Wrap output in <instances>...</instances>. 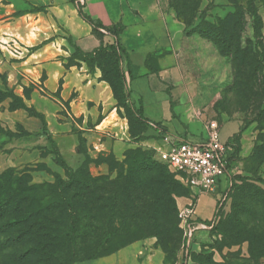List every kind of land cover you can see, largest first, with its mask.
I'll use <instances>...</instances> for the list:
<instances>
[{"label": "rangeland", "instance_id": "rangeland-1", "mask_svg": "<svg viewBox=\"0 0 264 264\" xmlns=\"http://www.w3.org/2000/svg\"><path fill=\"white\" fill-rule=\"evenodd\" d=\"M241 1L246 7L253 2L262 17L264 46L263 1ZM83 5L84 0H0V177L13 170L30 185L44 186L54 183L57 175L66 178L62 159L77 169L87 152L92 159L89 171L97 177L89 197L93 212L100 218L103 200L110 198L112 186L108 181L115 180L121 171L128 172L127 155L135 150H147L155 161L161 164L162 161L156 149V138L147 133V125L137 116L138 110L129 102L128 93L120 94L117 80L121 72L125 78V71L117 55L106 49L96 57L92 68L72 56L69 40L77 43L75 32L85 34L90 25L96 38L108 33L115 36L95 21L97 28H94L84 17L87 14ZM233 8L230 0H201L199 11L191 20L195 24L190 29L201 22L203 13L207 20L216 22ZM117 25L121 24L111 26L117 29ZM249 26L246 32L251 34ZM191 36L202 48L211 47L203 37ZM113 43L121 59L123 47L118 46L116 40L102 43L91 51ZM223 60L215 73L221 83L218 78L211 79L220 94L214 109L219 116L238 119L244 134L249 136V155L234 160L231 170V179L234 174L247 179L238 180L236 186L223 193L219 220L211 228L196 230L190 241L180 226L177 203L178 214L168 226H171L170 231L160 240L156 236L147 237L159 240V247L167 252V264H264V253L259 259L253 258L249 238L252 230L264 233L261 201L264 196V59H260V68L253 69L254 74L245 66V76L239 75L237 84L231 64ZM187 62L196 73L199 71V61L192 54L187 55ZM97 72H100L99 80L106 78L116 85L118 99L114 96L115 106L106 113L91 100ZM249 73L251 75L246 76ZM231 84L236 88L231 89ZM13 94L20 97L27 108L16 107ZM214 96L215 93H206L205 97L210 103ZM229 179L223 176L221 182L229 186ZM181 193L187 195V188L182 186ZM179 197L182 196L176 197V202ZM209 197H215L213 192L205 193L203 199ZM145 200V196L136 200L141 212L154 202ZM95 224L93 230L98 235L114 234L107 248H101L99 253L113 254L147 239H138L146 233L145 228L128 223L124 226L118 217L110 219L109 227H104L99 220ZM241 227L243 231H239ZM262 245L261 237L259 246ZM67 249L66 245L65 248L38 247L18 239L15 234L0 233V264H78L79 259L94 252L88 253L76 245L72 259H68Z\"/></svg>", "mask_w": 264, "mask_h": 264}, {"label": "trees", "instance_id": "trees-1", "mask_svg": "<svg viewBox=\"0 0 264 264\" xmlns=\"http://www.w3.org/2000/svg\"><path fill=\"white\" fill-rule=\"evenodd\" d=\"M264 3V0H262ZM201 0H170L171 6L175 9L177 16L186 24L187 35H198L203 37L210 45L211 51L216 52L218 56L208 52L207 56L216 63H222L226 59L232 66L234 82L237 84L238 76H245L244 67L248 66L255 73L254 68H260L258 65L264 59V46L262 34V17L254 6L253 2L246 7L241 0H230L234 8L225 16L218 18L216 22H211L201 14V22L190 29L195 22L192 17L199 11ZM84 17L93 24L94 21L102 25L100 21L92 19L90 16ZM251 29V34L247 33V27ZM118 26V25H117ZM105 28L117 37L116 44L120 46L119 34L123 26H105ZM73 49L72 56L77 60L86 63L92 68L96 57L102 52L112 51L120 60V54L115 49V44H109L94 51L83 50L73 39L69 40ZM108 47V48H107ZM222 61V62H221ZM96 67V66H95ZM93 67V68H95ZM100 68V67H99ZM102 70V69H101ZM258 70V69H256ZM104 73V71L102 70ZM243 74V75H241ZM251 73L246 74V76ZM115 98L118 99L116 85L106 79ZM118 85L120 94H125V78L121 72L118 76ZM234 84L229 87L233 88ZM225 89V88H223ZM244 89V88H241ZM14 105L19 108H27V105L20 97L12 95ZM217 105V103H215ZM137 116L146 125L151 124L142 116L141 110L137 108ZM158 124L154 128L156 139H160L158 129L163 132L167 129ZM244 131V127L241 128ZM240 134H237L230 143L233 151L229 154V168L232 161L237 158L239 153ZM82 144V140H80ZM86 159L83 164L73 169L63 159L61 165L65 169L66 178L60 175L56 176V181L47 185H30L21 176L15 175V171L8 170L0 177V233L15 234L18 239L24 240L29 244L40 247L41 245L65 248L68 259H72V253L75 246H81L86 252L94 251L93 254L79 259L80 261L95 259L110 255L109 253H99L101 248L106 249L111 237L114 234L102 233L98 235L93 229L96 227L95 221H101L104 227H109V221L113 217H118L124 226L135 225L146 229V233L138 239H144L151 236L160 238L170 231L168 227L177 217L178 208L176 197L190 196L192 191L190 187L184 185L175 177L168 166L162 162L159 163L152 158V153L147 150H135L127 155L126 164L128 172H119L115 180H109L110 198L103 200V216L96 217L91 206L89 195L92 192L93 185L97 177L91 175L89 164L92 159L84 152ZM165 165V166H164ZM232 169V168H231ZM103 179L107 181V178ZM247 177L241 174L232 177V184L226 191H230L238 180H246ZM186 187L187 195L181 193V187ZM145 196L147 202H153L147 205L141 212L140 203L136 202L139 197ZM85 198L84 200H82ZM263 203L264 215V196L261 198ZM141 203L144 200H140ZM154 204V205H153ZM151 207V211H149ZM237 216V214H236ZM264 221V220H263ZM128 223V224H127ZM243 227L239 231H243ZM250 244L254 254V259H259L264 253V233H258L256 230L250 231ZM262 237L263 245L259 242ZM158 240V241H159ZM156 241V245L161 243ZM164 250V249H163ZM165 251V250H164ZM166 256L167 252L165 251ZM167 262V261H166Z\"/></svg>", "mask_w": 264, "mask_h": 264}, {"label": "crops", "instance_id": "crops-1", "mask_svg": "<svg viewBox=\"0 0 264 264\" xmlns=\"http://www.w3.org/2000/svg\"><path fill=\"white\" fill-rule=\"evenodd\" d=\"M83 10L104 26H123L119 41L123 47L120 61L125 71V91L129 95V102L141 110L142 116L150 124L160 123L168 133L198 142L207 138L208 125L216 123L221 139L229 147V154L233 151L230 143L240 134L237 158L249 155V136L241 131V122L236 118L219 116L214 109V102L220 94L211 79L219 77L215 73L220 66L207 56L208 52H212L208 46L206 49L202 48L193 36L187 35L186 24L177 16L170 0H84ZM75 39L85 51H91L102 43L117 41V37L110 33L96 38L91 25L85 34L75 32ZM188 54L199 61V73L187 62ZM99 77L100 72L94 74L97 82L91 100L106 113L115 106L114 94L111 86L99 80ZM217 81L222 80L218 78ZM206 93H215L210 103L206 100ZM147 133L154 135L156 132L153 127H149ZM155 142L158 143L156 149H159L162 140L155 139ZM236 175L238 174H234ZM227 189L228 183L221 182L213 192L214 198L203 199L205 194L198 196V220L208 223L213 218L221 207L220 199ZM188 202L189 196L177 198L179 208ZM78 264L167 262L166 253L156 245V240L147 238L113 254L80 261Z\"/></svg>", "mask_w": 264, "mask_h": 264}, {"label": "built area", "instance_id": "built-area-1", "mask_svg": "<svg viewBox=\"0 0 264 264\" xmlns=\"http://www.w3.org/2000/svg\"><path fill=\"white\" fill-rule=\"evenodd\" d=\"M151 126L158 128L157 123H151ZM158 131L162 140L158 150L160 160L192 191L189 196L190 202L180 208L179 212L180 226L190 241L196 230L211 228L220 218L219 209L208 223L198 220L197 199L201 194L214 192L223 176L230 178L229 186H231L232 169L229 168V147L221 139L216 123L208 125L207 138L198 142L163 132L162 128Z\"/></svg>", "mask_w": 264, "mask_h": 264}]
</instances>
